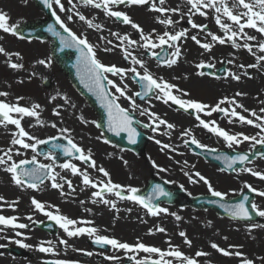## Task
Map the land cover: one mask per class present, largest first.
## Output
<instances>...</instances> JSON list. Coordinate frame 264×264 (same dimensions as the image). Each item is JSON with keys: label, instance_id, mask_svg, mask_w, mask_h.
Returning <instances> with one entry per match:
<instances>
[{"label": "rangeland", "instance_id": "374dc122", "mask_svg": "<svg viewBox=\"0 0 264 264\" xmlns=\"http://www.w3.org/2000/svg\"><path fill=\"white\" fill-rule=\"evenodd\" d=\"M168 0H166L167 2ZM66 8H70L68 0H62ZM57 13L65 20L70 28L77 32V34L87 35L90 42L97 44V56L105 64H115L119 67L127 68L130 66V62L123 59V55L114 57L109 52L103 51L104 47L108 46L106 41H101L100 37H95L92 32L94 29L87 27L85 22L79 21L78 17H73V21H67L66 16L69 13H60L58 6ZM78 10L81 14H84L87 18L101 17L105 20V25L116 32H126L132 39H139V34L135 29H132L130 25H124L114 18L107 17L102 10L94 9L91 6L78 5ZM119 10L125 11L130 15L134 22L140 24L145 32H150L152 29H156L158 33H162L158 27H154L150 23L151 15L153 11L149 10L148 5L139 6H119ZM0 11L5 12L10 17V24L24 25L29 22H41L46 19V16L35 5L32 0H0ZM180 19V15L178 17ZM189 17L185 16L181 22L188 23ZM191 19L197 24H207L208 30L211 32L223 36V32L216 26L213 13L209 11L208 17H192ZM227 22V21H226ZM250 35H256L257 40L255 44L264 40L255 31H248ZM189 39L181 41L182 45V57L179 62L173 67L162 66L156 60L146 57L143 54V49L136 48L135 53L143 58L147 62V67L157 77H163L165 80L177 85L180 89L187 92L189 95L183 97L184 99H192L203 102L208 105L214 106L223 97H231L232 94L228 93L230 86L233 84L234 79L227 76L221 78H210L207 75L200 76L197 73L201 69L196 68V64L200 62H211L215 64V70L220 69L222 66H226L227 71L234 72L241 76L238 81L244 88L238 89L241 93L248 94L250 86H254L260 81V73L264 70V62L261 63V67L258 68H246L250 73L251 78L244 76L245 69L239 67L240 64L245 66L256 63V59L252 55H246L242 53L240 56H231L232 52L237 49L233 48L230 44L221 46L216 44L211 52H206L200 48L194 41L190 39L192 35H197L198 39H203L205 42H210V38L206 36V33L199 32L198 29L188 30ZM115 38V37H113ZM116 40V38H115ZM239 42V41H238ZM52 41H40V40H24L16 35L10 33H4L0 31V46L5 48L9 53H20V57L15 55L10 58L4 54H0V91L8 92L7 97H0L9 103H16L17 97H23L24 99L19 101L21 106L31 107L33 104H40L41 108L40 119L44 121L43 125L36 123V118L25 117L21 124L30 134L37 136L40 139H48L52 136H57L58 139H64L60 136L58 129L60 127H67L71 130L72 138L76 143L84 147L86 150L90 149L93 153V158L96 160L98 166H103L111 175L114 183L121 185H131L138 189L146 186L147 182L151 178H157L158 180H164L171 186L185 191L189 196L210 195L208 188L205 184L200 187H195L192 184L188 176L184 173L192 172V169H206L209 173H218L216 175V181L211 182L213 187L221 192L228 193L225 199L237 197L244 191H248L245 188V184H251L258 191H264V181L257 177H253L247 172L236 171L234 174H228L225 171L221 172L220 168L212 165L199 155L196 156L192 150L189 149L185 141L191 140L189 136H182V132L186 129H190L192 135H194L201 143L208 145L211 149L217 151L224 150H237V151H252L249 142L229 149L222 138L208 132L199 126V122L191 115L182 113L174 108V104H164L161 100H157L155 96L146 101H137L144 108H150L151 111L158 113L163 119L175 125L173 130H167L165 126H160L158 132H153L151 129L145 131L149 141L145 149V152L141 156H137L134 153L125 151L111 144L104 143V135L102 131L91 123L96 121L98 123V117L95 112L89 107L86 100L77 92L67 75H65L58 67L55 59L52 56ZM116 44V43H114ZM111 48V47H110ZM132 50V49H130ZM159 51V50H157ZM257 55H264L259 50L255 51ZM51 58V67H45L37 63L40 59ZM214 58V59H213ZM234 59V64H228L227 60ZM6 61L12 63L23 64L22 69H12L8 66ZM223 61V63H222ZM35 73V75H32ZM131 77V74H129ZM110 79L116 81L117 84L121 83L119 77L110 76ZM51 80V81H49ZM49 81V82H48ZM47 82L46 87L43 83ZM131 91L128 93L132 95L139 88L136 83L129 78L127 81ZM114 91V89H113ZM59 93L60 95H57ZM176 95L181 93L174 92ZM66 95L70 104H65L63 96ZM52 96H57L55 101L51 100ZM264 98H255V106H251L250 109L259 111L261 107H264L260 101ZM82 108L77 112L73 111L71 104L74 102ZM125 108L129 107V102L123 98L119 101ZM63 105L59 108L60 116L53 114V109L57 106ZM224 107H230L229 105H223ZM137 118L147 123L148 118L146 116L139 115V111L133 112ZM219 113H213L212 116H207L201 113V118L206 121L216 120L220 127L231 133L243 132L248 135H254L258 130L253 127L239 126L237 122L231 124L228 123V118L222 116L218 118ZM15 115V114H13ZM83 116L88 121L87 124L81 122L80 116ZM55 122L57 128H52L51 123ZM14 125H8L7 127L0 126V148L7 150L9 147L15 148L19 146H12L10 141L12 139V133L15 132ZM169 132V144L172 146L181 147L184 153L191 158V161L182 163L176 170L166 165L164 154H161L160 147L155 142L160 140L159 132ZM99 137V139H98ZM65 140V139H64ZM24 156L14 155L13 158L17 161L20 159H30L35 153L31 150H23ZM2 154V153H0ZM37 159L42 163H51L50 160L45 159V156L38 155ZM127 161L125 164L124 162ZM153 161L159 167H153ZM67 162V161H65ZM63 162V163H65ZM82 170L87 168L86 164H82L78 161H73ZM118 163L121 164L118 167ZM61 164V163H60ZM58 165V163H57ZM195 165V167H193ZM245 167H252L254 170L264 172V159H258ZM0 168L4 169L3 166ZM159 168H164L166 171H160ZM56 172L59 173L58 182L63 183L59 177H66L72 181L75 187V192L64 185L63 191L66 193L63 197L68 204L59 206L55 201L57 197H62L60 190L51 188V181L45 180L40 185L39 190H33L29 188H23L24 191L18 190V186L15 185L11 179V174L8 177H3L5 180L4 186L0 184V196L5 198L7 203H3L0 207V215L4 216H16L18 221L25 220V224L29 227L26 229L13 230L6 228L0 236H7L10 239L0 238V244L5 247L0 248V264H44V261L50 258H60L63 253H66L65 257L69 256V253H80L79 256H87V253H92V250L87 246V242L94 240V237H89L87 234L78 237H68L67 234L57 225L54 221L49 220L42 213L34 210V206L31 204V199H35L44 202L49 205H55L59 208L60 213L66 215L72 219L78 221H92V227L98 229V235L101 232H112L114 238L121 242L130 241V244H135L144 240L147 236L153 240H159L160 248L167 249L168 241H175L180 249L185 252L186 249L190 250L191 257L198 260V264H241L242 259H250L254 261V264H264V260L261 258L263 255L254 256L250 254L247 247H244V243L239 237V232L246 228L252 227V225H264V217L258 222L250 224L235 222L226 218H221L213 212L195 211L191 208H179L178 206H168L162 204L161 207L169 209V213H176L181 216L182 219L177 221L171 214H161L160 216L153 217L146 212L140 205L134 204L126 200H120L111 194H108L106 198L116 200L117 210H113L110 206H106L102 203H92V192L96 191L91 187H86L81 182V177L78 175H72L70 171L60 169L56 167ZM88 172L94 180L105 179L99 172L88 168ZM12 181V182H9ZM228 183V185H225ZM173 192V190H172ZM256 193V192H255ZM257 199L255 204L258 205L260 210H264V197H260L257 193ZM13 201H18L15 208L9 207ZM83 201L84 203H81ZM2 203V202H0ZM90 209L91 211H87ZM128 209H131L129 212ZM52 210V209H49ZM256 211V210H255ZM32 216V220H28L27 217ZM53 222L57 226L56 234H49L40 229L41 224ZM83 227H89L90 225H78ZM158 227L166 229L165 233L157 231ZM264 229V227H254ZM22 233L21 236H16L15 232ZM186 232L188 238L192 241V246L188 247L184 244V238L179 235V232ZM248 240L247 245L249 247L255 246V248L263 249L264 241L255 236ZM225 237L227 239H225ZM16 239H20L23 243L32 245L30 248H22L16 243L12 242ZM67 240V246L60 243L61 240ZM47 241H52L55 246V254L43 253L38 250V245L41 242L47 245ZM240 241V242H239ZM82 242V243H81ZM212 243H216L219 247L229 250L231 252L239 251L243 253L242 257L224 256L211 247ZM148 245L157 246L154 242L145 243ZM157 246V247H159ZM230 246H237L235 248ZM192 249V253H191ZM13 250V251H12ZM78 251V252H77ZM197 251H203L208 253L207 256L195 257ZM194 253V254H193ZM22 254V255H20ZM98 254V252H96ZM140 254V253H139ZM134 253H126L124 250H116L115 257L128 258L131 255H139ZM141 255V254H140ZM79 256H76L80 258ZM75 257V256H74ZM88 257V256H87ZM117 264V263H116Z\"/></svg>", "mask_w": 264, "mask_h": 264}, {"label": "snow or ice", "instance_id": "6c2138e0", "mask_svg": "<svg viewBox=\"0 0 264 264\" xmlns=\"http://www.w3.org/2000/svg\"><path fill=\"white\" fill-rule=\"evenodd\" d=\"M189 6L188 12H182V9L177 7H164L166 0H68L70 8H66L62 0H42L43 5L51 10L52 16L55 17L56 24L49 25L47 31L54 37H57L60 44V51L64 52L65 49H75L78 53L76 57L75 67L77 74L80 78V82L92 93L96 99L100 102L101 107L107 112V130L114 133L116 136H120L121 133H127L128 141L131 144L137 143V138L140 136V132L134 127L133 112L139 111V115L146 116L148 118L147 123H141V126L147 129H151L154 133L158 132L160 126H165L167 130H173L175 125L163 119L158 113L151 111L150 108H144L137 103L136 98L139 97L144 100L146 97L154 95L157 100H161L164 104H175L184 111L194 110L195 119L199 122V126L206 129L208 132L222 138L226 143L227 148L233 149L244 142H249L252 149H256L257 146L264 147V107H261L259 111L255 109H248L242 103L237 100V97L246 95L245 93L237 92L233 97H223L214 106L205 104L200 101L192 99H184L183 97L189 94L184 90L180 89L177 85L170 83L163 77H157L147 67V62L143 58V55L138 56L135 53V49H143V54L150 56L152 59L158 61L162 66L169 68L176 65L182 57V45L181 41L189 39L188 29L174 30V31H163L158 33L156 29H152L150 32H145L144 28L133 21L128 13L119 10V6H144L148 5L150 11L161 13L165 18L156 17V21L164 25L165 28L173 27L179 21H174L168 13H179L180 19L183 20L185 16H188V23L193 29H198L201 33H206V36L210 37V42H202L198 39L197 35H192L190 39L194 41L200 48L206 52H211L216 44L225 45L230 44L235 49H246L256 59V63L245 66L240 64L241 69H245L243 72L244 76L251 78L250 73L246 68H258L261 67L260 62H264V55H257L253 50L258 48L260 53H264V40H261L256 45L250 43L256 41V35H250L247 30H254L261 37H264V0H184ZM58 6L60 13H69L66 16L67 21H73V17H78L79 21L85 22L88 28L97 31H102L103 26L94 23L92 19L87 18L84 14L78 10V5L91 6L94 9H99L104 12L107 17L114 18L116 21L121 22L124 25H130L132 29H135L139 34V39H132L128 34L121 35L119 32H111V35L119 41L114 44L112 40L105 36H100L101 41H106L108 45H112V48L104 47L103 51L109 52L115 49H120L123 52V59L130 62V66L127 68L119 67L115 64H105L97 56V44H93L89 41L87 35L77 34L72 28L65 23V20L57 13V9L54 7ZM213 13L215 24L224 33L223 36L217 35L208 30L207 24H197L191 16L199 15L201 17H208V13ZM10 17L7 13L0 11V31L4 33H10L12 35H18V24H10ZM227 21V22H226ZM230 22V23H229ZM56 25H59L61 31L57 30ZM243 40V43L238 41ZM132 49V50H130ZM159 50V51H157ZM0 54H4L7 57L13 55L20 57V53H9L0 46ZM214 59V58H213ZM8 66L12 69H22L23 64L12 63L6 61ZM38 64L45 67H51V58L40 59L37 61ZM223 63V61H222ZM228 64H234V59L227 60ZM197 69L215 68V64L208 62H200L195 65ZM227 71V70H226ZM131 74V77H129ZM200 76H204V71L197 73ZM32 75H35L33 73ZM110 76L119 77L121 80L120 84H117L115 80L110 79ZM227 77H231L236 81H240L241 76L227 71ZM129 78L136 84H138L140 90L135 91L132 95L128 93L131 91L130 86L126 82ZM114 89V91H113ZM174 92L181 93L176 95ZM8 92L0 91V97H7ZM57 95H60L57 93ZM121 98L129 102V107L125 108L119 102ZM24 99L23 97H17L16 103H9L4 99H0V126L7 127L8 125H14L16 131L13 132L12 139L10 141L12 146H19L18 148L9 147L7 150L0 148V166L4 167V171L11 174L13 183L21 188H29L33 190H39L40 185L45 180L51 181V188L60 190L61 196L66 195L63 191L64 185L75 192V187L72 181L66 177H59L63 183L58 182L59 173L56 172V167L60 169L70 171L72 175H78L81 177V182L86 187L96 189L92 192V196L96 199L92 200V203H102L106 206H110L111 209L117 210L116 200L108 199L106 196L111 194L112 196L120 199L131 201L134 204L140 205L148 214L153 217L160 216L161 214H171L177 221L181 220L182 217L176 213H169V209L161 207L156 201L162 197H168L169 192L161 185H156L150 195L142 196L139 195V189L131 185H121L114 183L110 173L103 167L98 166L96 160L93 158V153L90 149H85L74 141L71 135V130L67 127H60L58 129L59 134L63 137L67 144L56 143L57 136L49 137L48 139H40L37 136L30 134L22 126L21 121L25 117L36 118V123L43 125L44 121L40 119L41 108L40 104H33L31 107L21 106L19 101ZM57 96H52L51 100L55 101ZM63 100L65 104H70L69 98L64 95ZM264 105V100L260 101ZM223 105H229L230 107H224ZM63 105L57 106L53 109V114L60 116L61 113L59 108ZM71 107L75 108V104H71ZM240 109L241 111H237ZM201 113L212 116L213 113H222L224 117L228 118V123L231 124L234 121L241 125L252 126L258 131L254 135H248L243 132L231 133L224 128L220 127L216 120L206 121L201 118ZM244 113H248L245 115ZM15 114V115H13ZM81 122L87 124L88 121L81 115L79 117ZM96 127H100V124L96 121H91ZM52 128H57L55 122L51 123ZM182 136L191 137L190 143L196 145L201 149H206L210 152H216V149H211L208 145L201 143L194 135H192L190 129H186L181 134ZM99 139V137H98ZM158 145H161L160 140L155 141ZM104 143H109L108 140H104ZM189 141H185V144ZM41 145H50L47 152L44 153L45 159L50 160L51 163H42L37 159L40 153L37 151ZM23 150H31L35 153L30 159H20L19 161L13 158L14 155L24 156ZM163 149H172L170 144H162ZM57 150L69 159L65 163L57 165ZM255 154V153H253ZM260 158H264V152L258 153ZM217 160H221L227 167V169L235 170V165H245L250 162V154H237L234 156L229 155H218L215 157ZM72 159L80 161L82 164H86L87 168L83 170L75 163ZM125 164L127 161L124 162ZM185 164L187 161L184 162ZM31 165L32 167H28ZM153 167H159L153 161ZM195 167V165H193ZM88 168H91L100 174L105 179L94 180ZM160 171H166L164 168H159ZM226 169L221 168L220 171L224 172ZM239 172H247L253 177H257L264 181V172L254 170L252 167H243L238 169ZM188 176L191 183L203 182L208 191L213 197H218L221 200L225 199L228 193L216 190L210 180L202 175L199 171L194 173L197 179L193 178V175L188 172L184 173ZM245 188L251 192H256L260 197H264V191H258L251 184H245ZM249 197L244 196L243 200L235 204H224L221 203L219 206L224 208L233 219L251 220L252 212L248 207ZM0 207L3 203H7L5 198L0 196ZM212 203H218V201H210ZM18 201H13L9 204V207L15 208ZM81 203H84L81 201ZM31 204L34 206V210L42 213L49 220L54 221L68 237H78L87 234L89 237H94V243L97 245H109L114 250H124L126 253H144L145 255L137 258V255H131L128 257L129 260L133 261L134 264H198V260L185 254L178 245H172L171 241H168V248L162 249L157 246L146 245L143 242H137L130 244L127 242H121L116 238H110L108 236L98 235V229L95 227H83L78 225H90L91 221H78L72 219L66 215L60 213V210L55 205H49L41 202L34 197L31 199ZM251 208L256 210V214L260 217H264V210H260L258 205L255 203L251 204ZM52 209V210H49ZM91 211L90 209H86ZM130 212L131 209H128ZM28 220H32V216L27 217ZM19 218L16 216H4L0 215V233H3L6 228L13 230L26 229L29 227L28 224L19 223ZM252 227H264V225H252ZM157 231L165 233L166 229L158 227ZM16 236H21L22 233L19 231L15 232ZM179 235L184 238V244L188 247L192 246V241L188 238L186 232L181 231ZM2 239H10L7 236H0ZM225 239H227L225 237ZM22 248H30L32 245L23 243L20 239L12 241ZM48 246H45L44 242L38 245V250L43 253L55 254V246L52 241L46 242ZM61 244L67 246V240H61ZM5 245L0 244V248ZM211 247L221 253L224 256L235 255L242 257L243 253L236 251L231 252L224 248L219 247L218 244L212 243ZM237 247V246H230ZM92 255V253H87ZM208 253L203 251H197L195 257L207 256ZM108 259H119L118 257H108ZM264 260V257L261 258ZM52 264H71L70 261L66 260H55ZM241 264H254V261L250 259H242Z\"/></svg>", "mask_w": 264, "mask_h": 264}, {"label": "water", "instance_id": "95a60500", "mask_svg": "<svg viewBox=\"0 0 264 264\" xmlns=\"http://www.w3.org/2000/svg\"><path fill=\"white\" fill-rule=\"evenodd\" d=\"M34 1L37 4V6L42 10V12H44L47 15V19L45 21H43L42 23H33V24L29 23V24L20 26L18 28V33H19L18 35L25 38V39H28V40H31L33 38L38 39V40H47V39L54 40L52 52H53L55 60L59 64V67L62 68L64 73L68 75L67 77L70 78L71 82L76 87V89L89 102V105H91V107L94 109V111L98 115L99 124H100L99 128L102 129V131L104 132L106 139L109 142L114 143L121 148H124L126 150H130V151L135 152L139 155L142 154L144 149H145V146L148 142V138L136 127V124L141 125V123H139L136 116L133 115L134 127H136L137 130L140 132V136L137 138V143H135V144L129 143L127 133H121L120 136H116L114 133L107 130V112H106V110L101 107V104L96 99V97L92 93L88 92V90L80 82V78L77 74V69L75 67L76 57H77L78 53L76 52L75 49H65L64 52H61L59 50L60 44H59L58 38L54 37L51 33H49L47 31V28L49 25L56 24L55 17L52 16L51 10H49L48 8H46L43 5L42 0H34ZM56 27H57L58 31H61L63 33V29H60L59 25H56ZM63 34L66 35V33H63ZM203 71L208 73V74H212L211 68H205V69H203ZM223 72H224V69L221 70V72H219V74H222ZM44 85L47 87L48 83L45 82ZM152 96L153 95L146 97L142 101H146L148 98H150ZM55 142L61 143V144H67L66 140L57 139ZM189 147L192 148L193 151L197 155L204 157L206 160H209L212 163H215L222 168H225L230 173L234 172L235 170L227 169L226 165L221 160H217L215 158L216 156H218V155H220V156H222V155L234 156L237 154H250V153H239V152H230V153L229 152H210V151H206L204 149L198 148L192 144H189ZM49 148H50V145H43L42 147L39 148V153L44 155V153L47 152L49 150ZM260 148H262L263 149L262 152H264V147H260ZM258 149L259 148L255 149V151H254L255 154H250V162L254 161L255 159H257L259 157ZM57 153H59L57 161L61 162L63 160L71 159V158L63 156L59 150H57ZM250 162H248V163H250ZM248 163H246V164H248ZM245 165L237 164V165H235V169L243 168ZM28 167H32V166L29 165ZM158 184L161 185L165 189V191L169 192V189H170L169 185L165 184L162 181L152 180L149 183L147 189L145 188L142 192L139 193V195H142V196L150 195L152 192V189ZM181 194H183V191L176 190V193L174 195H172L170 193V195L168 197H162L158 201H156V203L160 204V203L164 202V203L171 204V205L176 204V203H181L183 206L188 204L191 207H194L197 209H204V208H210L211 209L212 208L220 216L232 218V216L228 212H226L224 210V208H221L219 205L221 203L229 204V205L239 203L241 200H243V197L246 195L249 197L248 207H249V210L252 212L251 220H247V221L248 222L258 221V216H256L257 215L256 212L251 208V204L256 199V195H254V193L251 191L245 192L242 194V196H239V197L232 199V200H224V199L221 200L218 197L205 196V197H199V198H191L189 200L184 201L181 199ZM210 201H218V203H212ZM237 220L246 221L243 219H237ZM52 228H53V224H51V223L43 226L44 230H52Z\"/></svg>", "mask_w": 264, "mask_h": 264}, {"label": "bare ground", "instance_id": "6f19581e", "mask_svg": "<svg viewBox=\"0 0 264 264\" xmlns=\"http://www.w3.org/2000/svg\"><path fill=\"white\" fill-rule=\"evenodd\" d=\"M177 6H179L182 9V12H184V13L188 12V7L189 6L184 2V0H168L166 2V4L164 5V7H170V8L171 7H177ZM135 7L138 8L139 6H135ZM167 15L171 16V18L174 21H179V23L175 24L174 28L173 27H169V28L166 29L164 25L159 24L156 21V17L159 16L161 18H165V16L163 14L157 13L155 11L152 12V15H151L152 17L150 19V23L154 27H158V29L161 32H163L165 30H167V31H174V30L178 31V30H181V29H188V30L192 29L190 24H185V23L181 22L180 19H178L179 15H180L179 13H168ZM192 17L202 18L199 15H194ZM91 19L94 21V23L100 24V25L103 26V30L102 31L93 30L92 34L95 37L98 38V37L103 35V36L107 37L108 39L112 40L113 43H116V44L119 43V41L115 40V38H113V36L111 35V32H116V30H114V29H112L110 27L107 28V26L104 24L105 20L103 18H101V17L97 18V17L93 16ZM246 31H254V30H247L246 29ZM120 34L124 35V34H127V33L126 32H121ZM261 38L264 39V37H261ZM201 41L205 42L203 39H201ZM239 42L243 43L244 41L240 40ZM255 42L256 41H251L250 43H252L253 45H256ZM106 47H109V48L111 47L112 48V45H108ZM217 47L222 48V45L221 46H217ZM253 50L256 51V50H258V48H254ZM109 53H111V55L114 56V57L123 55V52L120 49H115L113 51H109ZM242 53H245L246 55H251L246 49H243V48L237 49L236 51L232 52V54H230V55L236 57V55L240 56ZM260 76H261L260 77L261 79H260V81H258V83L256 85L250 86V88H247V89H250L248 91V94L240 96V97H237V100L240 103H242L248 109H250L251 106H255V98H258V99L259 98H264V70L260 73ZM242 88H244L243 85H241L238 81H234L233 84L230 86V88L228 90V93L232 94L231 97H233V96H235V94L237 92H240V90H238V89H242ZM74 104L76 105V107L75 108L72 107V109H73V111H77L78 112L81 107L78 106V104L76 102H74ZM81 110H82V108L80 109V111ZM237 111H241V110L237 109ZM244 114L248 115V113H244ZM238 125L239 126H243V127H252V126H248V125H241L239 123H238ZM158 134L160 135V141L162 142V144H169V136H168L169 132L162 131V132H159ZM162 144L158 145V146L160 147V150L162 152L161 154H164V157H165V160H166V165L168 167L176 170L178 168L177 166H180L185 161H187V162L191 161V158L184 153V150L181 147L172 145V149H175V151H172L171 149H163L162 150ZM120 166H121V164L118 163V167H120ZM196 171H199L202 175L207 177L210 180V182H215L216 181V175H218V173H211V172L209 173L206 169H195V168H193L192 172L190 174L193 175L194 179H197L194 176V173ZM8 174L9 173L5 172L4 169L0 168V184L1 185L4 186L5 180H3V177H8ZM9 182H12V181H9ZM192 184H194L195 187H200L204 183L203 182H199V183H192ZM225 185H228V183H225ZM18 190L19 191L20 190L24 191V189L19 187V186H18ZM55 201L58 203L59 206H63L65 204H68V202L66 201V199L63 196L62 197H57ZM18 222L19 223H25V220L18 221ZM85 226H87V225H85ZM89 227H92V224H90ZM253 233H255L256 237H259V238H261L264 241V229H260V228H253V227L246 228L245 230L240 231L238 235L241 238V240L243 241L244 247L245 248L247 247V249L250 251L249 252L250 254H253L254 256L263 255V257H264L263 249L255 248V246L249 247L250 245H247L248 240L253 238V236H252Z\"/></svg>", "mask_w": 264, "mask_h": 264}, {"label": "flooded vegetation", "instance_id": "af4514ba", "mask_svg": "<svg viewBox=\"0 0 264 264\" xmlns=\"http://www.w3.org/2000/svg\"><path fill=\"white\" fill-rule=\"evenodd\" d=\"M56 231L54 234H56L57 231V227H55ZM53 234V235H54ZM103 236H108L110 238H114V235L112 234V232H101L100 233ZM157 241L159 240H153L150 239L149 237L145 236L144 240L140 241L143 243H149V242H154L157 246H159V243H157ZM127 243H130V241H124ZM82 243V242H81ZM172 245H177V242L172 241L171 242ZM148 245V244H146ZM87 246L89 247V249L92 250V255H88L83 257L84 254H82L83 256H79L78 253H69L68 257L66 256V253H63L62 256H60V258H54V259H48L47 261H55V260H66V261H70L71 264H134L133 261L129 260L128 258L124 257V255L122 256V258L119 259H108V257L112 256L115 257L116 255V250L112 249L111 246L109 245H97L94 243V240H90L87 242ZM154 246V245H151ZM160 247V246H159ZM78 252V251H77ZM96 252H98V254H96ZM185 254H190V250L186 249V251L184 252ZM191 253H192V249H191ZM141 254V255H140ZM139 255H137V258H140L142 256H144V253H140ZM194 254V253H193ZM75 256V257H74ZM79 256L80 258L76 257Z\"/></svg>", "mask_w": 264, "mask_h": 264}]
</instances>
